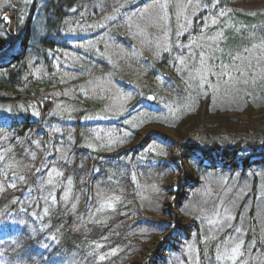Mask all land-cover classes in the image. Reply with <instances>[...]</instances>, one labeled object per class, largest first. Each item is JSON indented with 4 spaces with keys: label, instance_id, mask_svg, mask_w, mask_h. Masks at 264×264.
<instances>
[{
    "label": "trees",
    "instance_id": "1",
    "mask_svg": "<svg viewBox=\"0 0 264 264\" xmlns=\"http://www.w3.org/2000/svg\"><path fill=\"white\" fill-rule=\"evenodd\" d=\"M157 1L134 0L117 20ZM33 5L42 21L24 28L17 10L13 34L2 23L0 264H264V99L217 108L191 94L188 66L207 39L222 65L264 41V0H202L190 31L140 63L144 85L111 121L98 119L102 103L65 92L112 74L91 48L100 36L132 44L119 28H80L116 0Z\"/></svg>",
    "mask_w": 264,
    "mask_h": 264
},
{
    "label": "rangeland",
    "instance_id": "2",
    "mask_svg": "<svg viewBox=\"0 0 264 264\" xmlns=\"http://www.w3.org/2000/svg\"><path fill=\"white\" fill-rule=\"evenodd\" d=\"M132 1L134 0H116L118 8L114 7L106 20L86 23L84 28L80 26L87 31L89 29L103 31L108 29V26L113 30L119 28L118 31H127L129 38L132 39V44L121 46L106 34L100 36L97 44L91 45V48L100 45L99 53L108 59L113 69L112 74L100 78L101 80L90 79L82 86L72 87L70 91L65 92L69 96L102 103L100 107L103 111L98 115V119L101 120L111 121L126 111L132 94L138 92L137 90L144 85L138 73L141 70L139 66L147 64L145 58L155 59L169 47L170 35L173 31H176L180 37L189 32L193 18L202 8V0H158L135 12L121 23L117 20L119 8ZM41 7L42 5L34 7L33 0H0V22L3 19L0 23V38L5 41L6 33L3 30L5 26H2V23L9 29L11 16L13 14L16 16L17 10L20 13L19 21L26 28L31 15V21L43 20ZM16 23L15 17L14 28ZM36 25L40 29L42 22ZM201 40L197 39L196 44H200ZM214 41L213 38L207 39L206 50L198 56L191 55L188 66L193 67L197 63L189 72L191 94L209 95L213 105L221 109H239L248 101L260 105L264 99V41L254 45L242 55L236 56L228 65L210 60L209 50ZM14 52L20 56L25 53L22 47ZM73 64L72 62L70 65ZM157 87L159 88V85ZM10 115V110L0 109V118ZM96 132L97 144L100 149H104L110 137L101 130L97 129ZM240 254L239 251L234 258H230L231 261H236Z\"/></svg>",
    "mask_w": 264,
    "mask_h": 264
},
{
    "label": "water",
    "instance_id": "3",
    "mask_svg": "<svg viewBox=\"0 0 264 264\" xmlns=\"http://www.w3.org/2000/svg\"><path fill=\"white\" fill-rule=\"evenodd\" d=\"M32 15L30 17V21H31ZM14 21H15V14H13L11 16V26H10V31L13 34L14 33ZM7 48V44L6 42L0 38V51H3L4 49Z\"/></svg>",
    "mask_w": 264,
    "mask_h": 264
},
{
    "label": "snow or ice",
    "instance_id": "4",
    "mask_svg": "<svg viewBox=\"0 0 264 264\" xmlns=\"http://www.w3.org/2000/svg\"><path fill=\"white\" fill-rule=\"evenodd\" d=\"M168 227H172V225H168ZM240 245L238 244L235 248H233L232 250H231V256L229 257V258H234L235 256H236V254L237 253H239V251H240Z\"/></svg>",
    "mask_w": 264,
    "mask_h": 264
}]
</instances>
